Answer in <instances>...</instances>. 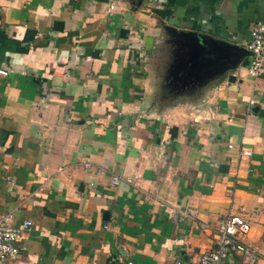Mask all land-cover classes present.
<instances>
[{
	"label": "crops",
	"instance_id": "1",
	"mask_svg": "<svg viewBox=\"0 0 264 264\" xmlns=\"http://www.w3.org/2000/svg\"><path fill=\"white\" fill-rule=\"evenodd\" d=\"M263 19L264 0H0V212L32 223L8 263L190 262L230 210L264 264V72L245 50ZM182 32L244 52L194 54ZM168 33L189 93L156 72Z\"/></svg>",
	"mask_w": 264,
	"mask_h": 264
},
{
	"label": "built area",
	"instance_id": "2",
	"mask_svg": "<svg viewBox=\"0 0 264 264\" xmlns=\"http://www.w3.org/2000/svg\"><path fill=\"white\" fill-rule=\"evenodd\" d=\"M245 50L248 53L247 73L251 76L262 74L264 72V19L251 25ZM0 74L5 75L6 71L0 69ZM248 103L252 104L253 100H249ZM248 126H251L250 121ZM241 153L247 155L249 152L242 150ZM136 178L137 175L126 177L112 175L110 183L116 184L120 181L133 183ZM12 217L11 212H0V264H9L8 262L15 260L18 254L17 236L20 231L29 229L32 224L29 218L14 223ZM249 229L250 224L246 219L229 210L214 228L215 244L210 251L202 254L197 260L190 262L175 260L171 264H222V258L227 252L237 254L241 264H254L255 252L243 241ZM127 263L131 264V262Z\"/></svg>",
	"mask_w": 264,
	"mask_h": 264
},
{
	"label": "rangeland",
	"instance_id": "3",
	"mask_svg": "<svg viewBox=\"0 0 264 264\" xmlns=\"http://www.w3.org/2000/svg\"><path fill=\"white\" fill-rule=\"evenodd\" d=\"M159 48L156 49L153 56L156 72L159 73L167 83V88L172 86L177 87V93H189L194 89V86L198 83L199 76L193 75L190 72L194 67L193 65H186V61L189 63L192 60V56L189 51L184 50L181 45L180 38L176 39L173 34H165ZM186 51V52H185ZM202 76V75H201ZM178 98L162 97L163 102H173ZM182 99H190L189 97H183Z\"/></svg>",
	"mask_w": 264,
	"mask_h": 264
},
{
	"label": "water",
	"instance_id": "4",
	"mask_svg": "<svg viewBox=\"0 0 264 264\" xmlns=\"http://www.w3.org/2000/svg\"><path fill=\"white\" fill-rule=\"evenodd\" d=\"M186 37H188V43L191 51L196 54V49H201L203 46L208 49L211 48L215 54L220 57H227L228 59L232 55L242 54L244 50L242 48H237L234 45L228 44L226 42L208 38L200 34H194L191 32H182ZM209 52V50H206ZM218 56V57H219Z\"/></svg>",
	"mask_w": 264,
	"mask_h": 264
}]
</instances>
